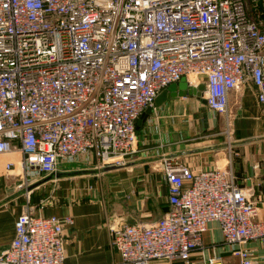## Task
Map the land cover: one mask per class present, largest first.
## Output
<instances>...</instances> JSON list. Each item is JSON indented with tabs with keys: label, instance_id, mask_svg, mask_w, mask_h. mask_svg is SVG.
Returning <instances> with one entry per match:
<instances>
[{
	"label": "built area",
	"instance_id": "built-area-1",
	"mask_svg": "<svg viewBox=\"0 0 264 264\" xmlns=\"http://www.w3.org/2000/svg\"><path fill=\"white\" fill-rule=\"evenodd\" d=\"M203 84L202 97L223 114L233 141L228 95L251 83L264 104V0H0V158L20 168L26 199L46 178L83 157L102 171L123 166L135 149V121L170 83ZM158 165L168 208L156 221L111 228L128 264L191 259L209 222L238 264L242 245L264 238L257 201L224 167L191 169L169 155ZM79 166V165H78ZM27 205L0 264H63L70 217L35 215Z\"/></svg>",
	"mask_w": 264,
	"mask_h": 264
},
{
	"label": "crops",
	"instance_id": "crops-1",
	"mask_svg": "<svg viewBox=\"0 0 264 264\" xmlns=\"http://www.w3.org/2000/svg\"><path fill=\"white\" fill-rule=\"evenodd\" d=\"M202 98V92L200 98L185 93L155 105L149 113L144 109L142 120L141 113L135 121V149L126 156L123 166L98 171L94 162L86 164L81 157L77 165L46 178L41 190L33 189L28 199L22 189L12 187L11 181L16 177L13 168L14 175L0 184V252L14 237L16 216L31 205L35 215L71 218L62 230L63 264H128L111 243V228L121 219L127 223H150L165 213L167 183L158 165L162 155L175 157L191 169L224 167L230 157L237 185L259 206L254 219L264 220V104L258 101L251 83L229 93L233 141L228 149L219 133L225 123L224 115L215 114L208 107L205 115L195 112L197 103L193 99L203 103ZM11 158L15 155L0 158V170L4 169V161ZM242 246L252 252L253 264H264V238ZM212 256L218 257L212 264L239 262L231 247L223 243L219 225L214 221L208 223L191 259L202 262ZM152 264L183 263L155 260Z\"/></svg>",
	"mask_w": 264,
	"mask_h": 264
},
{
	"label": "water",
	"instance_id": "water-1",
	"mask_svg": "<svg viewBox=\"0 0 264 264\" xmlns=\"http://www.w3.org/2000/svg\"><path fill=\"white\" fill-rule=\"evenodd\" d=\"M203 84L200 83L196 88L192 87L190 85L187 84V81L184 79H181V82L176 83H170L166 88L162 89L157 96L154 99V104L156 106H160L162 103H164L167 99L169 98H174L177 95H183L185 93L188 94H193L197 97H201V92L203 90ZM201 101L203 103H205L204 98L201 99ZM151 108H146V112H150ZM145 113H142V117L140 120H142V118L144 117Z\"/></svg>",
	"mask_w": 264,
	"mask_h": 264
},
{
	"label": "rangeland",
	"instance_id": "rangeland-1",
	"mask_svg": "<svg viewBox=\"0 0 264 264\" xmlns=\"http://www.w3.org/2000/svg\"><path fill=\"white\" fill-rule=\"evenodd\" d=\"M196 100L193 99V103H197V109L195 110V112H197V115L198 114H202V115H205L206 114V107L207 105L206 104H203L199 101L195 102ZM196 106V105H195ZM223 115V114H222ZM224 122V120H223ZM202 124V123H201ZM203 125V124H202ZM207 128V127H206ZM206 128H202V131H204ZM212 129H215V127H213ZM227 131V127H225V123L223 124V128L220 126V129H219V133H222V136H223V139H224V142H225V145H228L227 141H226V138H225V133ZM15 169H13L15 171V178L12 179V187H15V189H22L23 192L25 193L26 192V188H25V185L24 183L22 182V180H20V168L19 167H14ZM13 170L9 171V173L6 171H3L0 170V184L4 185L5 184V181H4V178H8L10 176H13ZM42 185V184H41ZM39 186L38 188H35L33 191H35L36 189H40L41 190V187L42 186ZM32 191V192H33ZM31 195V194H30ZM29 195V196H30ZM25 197H26V193H25Z\"/></svg>",
	"mask_w": 264,
	"mask_h": 264
}]
</instances>
